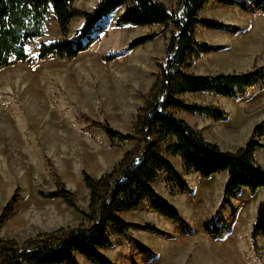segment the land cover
<instances>
[{"label": "rangeland", "instance_id": "374dc122", "mask_svg": "<svg viewBox=\"0 0 264 264\" xmlns=\"http://www.w3.org/2000/svg\"><path fill=\"white\" fill-rule=\"evenodd\" d=\"M100 1L76 0L75 6L90 11ZM158 1L170 8L177 4V0ZM257 3L252 4L254 12H245L209 0L201 17L224 28L198 26L196 37L210 50L194 62L193 72H242L264 64V12ZM125 8L105 17L93 32L96 40L73 59L49 56L0 66V236L24 242L40 232L78 226L83 218L79 210L41 193L65 187L73 192L77 208L87 211L89 191L83 171L98 177L133 146V142L114 145L97 123L131 132L137 109L159 74L172 26L117 25ZM84 23L83 18L73 19L69 36ZM46 25V34L28 46L31 57L42 43L63 37L52 15ZM153 33L154 39L129 48L135 39ZM112 53L118 56L107 59ZM185 98L217 104L226 116L214 120L178 111L179 116L224 150L259 141L255 156L264 166V136H254L256 125L264 120V80L234 98L207 92ZM169 158L191 190H175L165 172L155 188L179 210L182 220L152 210L150 200L124 212L130 233L114 236L112 245L100 250L107 260L114 264H264V237L258 236L257 250L251 239L264 190L251 193L243 188L225 197L227 172L203 178L185 171L180 156ZM207 222L219 228L230 226L231 232L212 238L205 232ZM79 263L94 264L81 257Z\"/></svg>", "mask_w": 264, "mask_h": 264}, {"label": "trees", "instance_id": "16d2710c", "mask_svg": "<svg viewBox=\"0 0 264 264\" xmlns=\"http://www.w3.org/2000/svg\"><path fill=\"white\" fill-rule=\"evenodd\" d=\"M75 1L0 0V66L10 65L16 60L49 56L73 59L96 40L93 32L103 19L121 6L126 8L118 17L117 25L172 26L165 55L158 64L157 79L137 109L131 132L116 130L107 123H97L114 145L134 144L100 176L83 171V181L89 191L88 210L78 209L73 192L65 187L41 193L46 198H61L79 210L83 217L81 223L76 227L40 232L24 242L0 236V264H80V257L94 264H114L100 250L111 246L114 236L129 235L131 223L123 217L124 212L137 209L150 200L152 210L173 221L182 220L179 210L155 188L160 174L165 172L175 190L180 193L191 190L188 182L178 174L170 155L180 156L185 171H194L203 178L227 172L225 197L243 188L251 193L264 188V166L255 156L261 146L259 141L249 140L235 151L224 150L178 115V111H183L223 120L226 112L219 105L190 102L185 97L207 92L234 98L264 80V64L242 72L197 74L191 70L194 62L210 50L208 45L197 39L198 26L224 28L220 22L201 17L209 0H177L175 8L158 0H101L90 11L76 7ZM216 1L245 12H254L256 9L252 4L258 2ZM257 9L264 12V0L257 3ZM49 15L57 21L63 37L42 43L31 57L28 46L46 34ZM75 18H83L85 23L69 36L70 24ZM155 36L153 33L135 39L129 48H136ZM117 56L118 53H112L106 58L111 60ZM254 136H264V120L256 125ZM228 227L219 228L215 223L207 222L205 232L218 239L231 232ZM148 230L160 232L153 227H148ZM259 235L264 237V198L258 203L251 228L255 250Z\"/></svg>", "mask_w": 264, "mask_h": 264}, {"label": "crops", "instance_id": "0c3cea01", "mask_svg": "<svg viewBox=\"0 0 264 264\" xmlns=\"http://www.w3.org/2000/svg\"><path fill=\"white\" fill-rule=\"evenodd\" d=\"M187 113V112H186ZM181 118H183V119H185L186 121H187V119L185 118V117H182V116H180ZM214 175H216V174H214ZM227 182V181H226ZM260 190H264V188H260Z\"/></svg>", "mask_w": 264, "mask_h": 264}]
</instances>
